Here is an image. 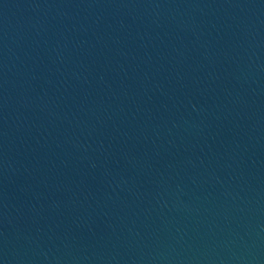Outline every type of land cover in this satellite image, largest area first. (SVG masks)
I'll return each mask as SVG.
<instances>
[{"label":"water","instance_id":"obj_1","mask_svg":"<svg viewBox=\"0 0 264 264\" xmlns=\"http://www.w3.org/2000/svg\"><path fill=\"white\" fill-rule=\"evenodd\" d=\"M0 264H264V0H0Z\"/></svg>","mask_w":264,"mask_h":264}]
</instances>
